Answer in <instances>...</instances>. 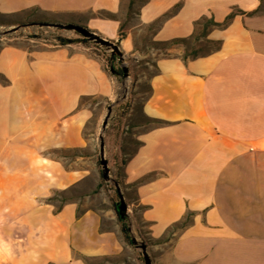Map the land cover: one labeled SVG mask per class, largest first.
I'll use <instances>...</instances> for the list:
<instances>
[{
  "label": "crops",
  "instance_id": "obj_1",
  "mask_svg": "<svg viewBox=\"0 0 264 264\" xmlns=\"http://www.w3.org/2000/svg\"><path fill=\"white\" fill-rule=\"evenodd\" d=\"M32 9L89 27L125 58L140 55L143 35L189 38L203 16L222 22L236 11L207 34L219 48L184 58L176 43L156 54L141 113L166 123L139 126L122 181L154 239L191 213L157 244L160 264H264V0H0L4 16ZM90 48L31 39L0 47V166H12L0 170V264H87L117 252L95 213L45 200L76 179L45 152L84 144L83 97L115 96Z\"/></svg>",
  "mask_w": 264,
  "mask_h": 264
},
{
  "label": "rangeland",
  "instance_id": "obj_2",
  "mask_svg": "<svg viewBox=\"0 0 264 264\" xmlns=\"http://www.w3.org/2000/svg\"><path fill=\"white\" fill-rule=\"evenodd\" d=\"M41 19L64 20L65 16L49 15L36 9H32L24 16L8 17L0 14V31L23 24L16 31L2 36L0 47L8 43L27 45L30 39L54 42L52 32H49L43 38L29 36V31L36 32L39 25L38 21ZM11 23H15V25H10ZM148 30L150 28H147V32ZM58 34L69 35L73 38L81 36L73 30H62ZM142 40L141 47L143 50H141L139 56L124 57L125 65L129 68V76L125 79L122 76L123 72L121 76L111 73L108 60L110 58L109 53L104 48L93 41L87 43L91 47V51L103 60L105 69L115 80V96L112 98L86 97L82 100L81 107L88 106L90 109V116L83 128L85 140L83 145L71 148H53L45 152L57 161L59 171H73L76 177L68 187L54 190L45 200L52 202L57 209L67 202H77L79 212L89 209L95 213L99 218V229L112 232L117 239L118 249L116 253L86 257L87 264H145L141 248L130 241V234L129 239L125 237L114 210V190L117 189L114 181H117V178L122 181L124 165L140 144L137 138L141 130L139 126L153 124L142 115L141 106L150 92L149 80L156 72V54H164L167 50L164 43L149 41L146 35L142 36ZM216 45V41L209 42L205 38L191 39L185 45V50H188V52L197 51L198 54L203 55L210 52ZM113 66L116 70L118 68L122 69L120 60L114 61ZM111 104H113L111 114L108 118L107 127L103 132L104 155L108 161L109 174L112 178L111 181H106L102 175V165L100 163V133L103 120L108 112V106ZM11 167L6 164L5 167L0 166V170L2 168L10 170ZM119 186L128 205V212L132 221L131 232L139 242H144L147 245L150 256L153 253L154 256H151L152 261H154L153 264H160V260L155 255V248L170 234L167 232L163 237L154 239L149 233V227L138 218L137 210L131 205L135 197L132 194L133 190H126L123 181ZM125 222L127 224V220Z\"/></svg>",
  "mask_w": 264,
  "mask_h": 264
},
{
  "label": "trees",
  "instance_id": "obj_3",
  "mask_svg": "<svg viewBox=\"0 0 264 264\" xmlns=\"http://www.w3.org/2000/svg\"><path fill=\"white\" fill-rule=\"evenodd\" d=\"M131 9H132V2L130 4V10L129 11H131ZM235 14H236V11L231 12L230 14L227 15V17L222 22L215 21L212 16H203L202 18L198 19L195 22L194 33L189 38H175V39H172V40H170L168 42H163V43L168 48L169 46H171L173 44H176V43H181V44L187 45L188 41L191 40V39L192 40H199V39L205 38L207 41L211 42L213 40L207 39V34H208L209 30L212 27H223V26H225ZM66 22L67 21L62 22V21H59L57 19H41V20L38 21L39 25L37 26L36 32L29 31L28 34L32 38H43L49 32H52L53 33L52 34L53 38L56 41V43H58V44H66V43L73 42V41H80V42H82L84 44H87V43L90 42V40H88L87 38H85L83 36H80L79 38H69V37H66V36H62L61 34H58L59 31H62L64 29L59 27V26H55V24L66 23ZM33 23L35 24L36 22H33ZM10 25H15V23H11ZM200 27H201V29H200ZM54 33H56V34H54ZM120 34L121 35L124 34L122 30H121ZM1 37L2 36H0V41H1ZM219 46H220L219 42H217V45L215 46V48H219ZM199 55L200 54H198L197 51L188 52V50H185L184 58H187V57L194 58V57H197ZM108 60L110 62V58H108ZM113 61H116V58H114ZM121 73H122V69L118 68L116 74L121 76ZM0 80L1 81H5L6 79L0 74ZM85 98L86 97H83L81 99L80 106L82 104V100L85 99ZM148 120H149V122H152V123L157 124V125H161V124L166 123V121L159 120V119H149L148 118ZM117 182L119 184L122 183L121 179H119V178H117ZM114 191H115V193H114V197H115L114 198V210L116 212L118 220L121 223V227H122V230H123V233H124L125 237L127 239H129L130 230H128L126 228L127 224L125 222V219L121 218L119 216V214L117 212V209H116L117 199H119L118 190L116 189ZM190 215H191L190 212L187 213V215H185L181 220H179V221L175 222L173 225H171L168 228L167 232L169 234H171L176 229L182 228L185 225H187V223L190 221Z\"/></svg>",
  "mask_w": 264,
  "mask_h": 264
},
{
  "label": "water",
  "instance_id": "obj_4",
  "mask_svg": "<svg viewBox=\"0 0 264 264\" xmlns=\"http://www.w3.org/2000/svg\"><path fill=\"white\" fill-rule=\"evenodd\" d=\"M23 24L20 25H16L13 26L11 28H8L6 30L0 31V36H4L8 33L14 32L17 29H19L20 27H22ZM55 26H59L61 28H63L64 30H73L75 32H77L78 34H80L81 36L87 38L90 41H93L95 44L101 46L102 48H104L108 53H109V57H110V71L111 73L115 74L117 72V70L114 68L113 66V60L114 58H116V60H120L122 63V76L123 78H127L129 76V68L125 65V58L123 55V52L121 51V49L119 48V45L110 39H107L103 36H101L100 34H98L96 31L90 29L89 27L82 25V24H78L75 22H66V23H58L55 24ZM112 105L108 106V112L103 120V124H102V130L100 133V163L102 165V175L104 177V179L106 181H111L112 178L109 174V167H108V161L105 158L104 155V140H103V132L105 131L106 127H107V122H108V118L111 114V109H112ZM115 186L118 190V194H119V200L116 203V209L117 212L119 214V216L121 218H124L125 220H127V229L130 230V241L137 245L138 247L141 248L142 252V257L144 259V263L145 264H153L152 258L149 255L148 251H147V245L144 242H139L137 240V238L133 235L132 231V221L128 212V205L125 201V198L121 192L119 183L117 181H114Z\"/></svg>",
  "mask_w": 264,
  "mask_h": 264
}]
</instances>
